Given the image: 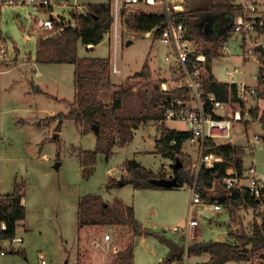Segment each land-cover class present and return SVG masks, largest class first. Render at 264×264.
I'll return each instance as SVG.
<instances>
[{"label":"rangeland","instance_id":"1","mask_svg":"<svg viewBox=\"0 0 264 264\" xmlns=\"http://www.w3.org/2000/svg\"><path fill=\"white\" fill-rule=\"evenodd\" d=\"M59 1L65 4L64 9L57 8L55 11L70 23L71 15L78 14L82 7L108 3V0ZM166 1L172 4L179 2ZM203 1L192 0L189 5ZM234 2L237 4L240 1ZM183 3L179 4L185 10ZM253 3H257L264 12V0H244L245 6ZM73 6H78L79 9H71ZM27 11L34 17L40 16L31 9H5L0 15L1 37L10 50L16 51L15 54L10 51V60L0 65V194L11 193L15 181L23 184L26 212L15 233V237L22 238V243L15 246L16 253L8 252L5 256H0V264H42L39 255H43L45 264H112L116 254L131 240L132 235L126 229L111 226L83 228L79 231L78 200L86 195L100 196L105 202L116 198L132 205L138 222L143 228L151 230L153 234L137 240L133 264H201L206 259L205 255H190L180 260L169 259L168 248L159 240V237H164L181 244L179 234L171 230L173 227L183 229L185 226L191 198L188 186L174 191L134 190L129 184L106 189L109 177L119 176L117 172L110 176V170L119 171V166L124 161L133 158L152 171L167 174L173 172V162L155 154V149L153 152V144L160 133V129L155 128L156 123L138 128L132 141L122 148L114 147L110 156L98 154L92 175L88 179L82 176L77 153L95 148V134H81L78 125L69 119L63 121L58 132L57 122L51 120L59 113H67L61 100L74 99L73 66L35 63L36 35L33 34L30 41L25 38L31 26ZM124 11V22L118 28L120 43L116 53L120 73L110 72L111 84L117 85V89L121 86L129 88L146 100L150 99L156 86L161 92V83H166L169 91L175 90L180 85L179 82H174L176 76L172 72L175 67L169 68L170 61L165 60L170 49L166 45H158L159 42L153 35L136 36L129 32L125 23L127 16L132 14L163 13L162 4H140L127 7ZM241 45L240 38L233 36L225 45L229 49V55L211 63V74L218 82H227L224 75L226 69H241ZM204 46L205 44L193 41L196 51L202 50ZM77 55L106 58L112 62L114 45L111 31L94 48L78 44ZM254 59L258 64L253 58H249L244 67L246 81L256 87V96L242 103V106L232 98L227 102L229 107L226 113L229 117L233 111L243 113L251 109L257 110V117L245 125L243 122L232 124L234 127L230 130L229 138L218 141L243 147L244 172L253 168L258 175L264 176V81L253 79L254 76L259 77L261 65L258 57ZM146 63L150 70L149 80H132V76ZM110 87L114 89L112 85ZM102 90L101 99L109 104L113 91L104 87ZM134 101L136 103V98ZM130 106L126 107L127 110L131 109ZM152 110L159 112L158 107ZM164 126L171 130L188 131L186 124L180 121H167ZM257 140L260 142L257 143ZM197 144L196 141H187L182 145L183 159L187 166L199 154ZM56 165L58 168H55ZM123 177L124 173L120 180ZM114 181L118 183V180ZM227 193L228 189L223 182L216 184L209 195L225 197ZM207 203L205 201L196 214L200 221L196 228L199 241H223L227 230L233 226L230 216L225 210L220 214L212 213ZM237 213L242 221L246 216H257L259 211L240 207L235 214L238 215ZM243 228L239 227L236 231L240 232ZM107 234L110 236L108 241L104 239ZM114 247H117V253L113 251Z\"/></svg>","mask_w":264,"mask_h":264},{"label":"trees","instance_id":"2","mask_svg":"<svg viewBox=\"0 0 264 264\" xmlns=\"http://www.w3.org/2000/svg\"><path fill=\"white\" fill-rule=\"evenodd\" d=\"M185 0L186 8L182 12L173 14L176 23L186 28V37L196 43L205 44L200 50L206 57L202 89L204 93H213L221 102L235 101L234 90L226 83L218 82L210 71L213 59L219 55V46L228 38L232 31L233 18L241 12V6L234 4L233 0H204L201 3H189ZM86 15L73 13L70 22L55 24V35L42 36L36 41L35 63L37 64H69L73 66V101L61 100L67 108V113H59L51 120L57 122V131L60 132L64 120H72L78 125L81 134L94 133L93 126L97 127L96 144L92 151H79L78 159L82 167V176L89 178L93 173L98 154L109 156L114 147H124L129 144L134 131L140 126L150 123H159L160 133L155 139V153L173 162V176L178 187L194 184V175L189 171V166L184 162L182 145L193 139L188 131H176L164 126V107L170 105L175 99L189 100L191 89L181 88L169 92H160L156 86L146 100L141 94L133 93L129 88L119 87L111 94V102L106 104L101 99L102 88H109L110 62L106 58L79 57L77 46L95 47L99 45L104 35L109 33L113 21L109 3L88 4L84 6ZM125 8H122L124 14ZM224 16L229 25L216 28V23L209 26L208 20ZM163 13L132 14L125 19L128 31L133 34H145L154 31L156 39L159 27L164 23ZM264 32V30L262 31ZM195 53H198L197 51ZM260 59L259 79L264 81V53H259ZM150 78L148 64L132 76V80L147 81ZM137 96V97H136ZM136 98V103L134 101ZM205 112L212 113L211 104L207 98ZM132 105V106H130ZM242 106V104H240ZM130 106V110H127ZM158 107L159 112L152 109ZM251 118L257 117V110L248 111ZM213 114V113H212ZM217 117L216 115H213ZM163 122V123H161ZM204 153L213 154L221 158L220 162L211 167L202 166L195 179V190L205 201L219 203L232 215L240 207L257 209L264 206V190L260 198H255L247 189L232 188L229 195L215 199L209 192L216 184H222L227 178L226 170L232 168L237 176L244 173L242 157L244 149L232 143H223L213 139L204 140ZM177 162L180 164L176 166ZM124 177L123 185H131L134 190L162 189L151 183L153 179L164 178L165 173H154L144 168L135 160H126L122 164ZM117 182L110 179L106 189L117 186ZM24 196L23 184L14 182L13 191L0 195V221L6 225L2 238H13L19 222L25 218V206L22 204ZM119 227L126 229L132 238L113 259L114 263L133 264V254L136 242L142 237L153 234L151 230L143 228L135 218L131 206L124 205L120 200L107 203L100 196L86 195L78 200L77 228ZM232 242H194L187 248V255L200 256L208 254L209 260L201 264H226L228 262H243L244 264H264V217L261 223L253 221L250 233L230 231ZM183 240V238H181ZM9 252V253H13ZM16 253V252H14Z\"/></svg>","mask_w":264,"mask_h":264},{"label":"built area","instance_id":"3","mask_svg":"<svg viewBox=\"0 0 264 264\" xmlns=\"http://www.w3.org/2000/svg\"><path fill=\"white\" fill-rule=\"evenodd\" d=\"M184 0H179L178 3H167L166 0H108L110 5L111 14L113 17L110 31L112 33V41L114 45V57L110 62V72L112 74H119L116 53L120 37L118 28L122 25V8L134 7L140 4L144 6H155L162 4L163 14L165 16L164 23L159 27L156 40L158 45H166L170 51L168 52L165 60L170 61L169 68L175 67L172 74L175 77V83L179 82L180 85L175 89L189 88L191 89V96L189 100L175 99L170 105L164 107V122L167 121H180L186 124L188 132L192 134L194 140L198 142L199 154L189 167V171L194 175V184L190 187L191 198L188 206V217L184 228L173 227L172 232L177 233L184 238L183 249L187 252L189 246L188 242L192 237V230L198 225L196 219L197 211L200 206L205 203L199 193L195 190V179L202 166L211 167L214 163L220 162L221 158L213 154L204 153V140L213 139L226 140L229 138L230 130L233 123L249 122L252 118L248 111L241 112L239 110L233 111L228 117H220L219 111H226L229 105L227 102H221L216 99L213 93H204L202 89V80L206 69V57L202 52L195 53L193 48V41L186 37V28L176 23L173 19V14L182 11ZM242 10L233 18L232 32L237 34L241 40V56L243 60L249 58H257L261 51L264 53V13L257 3L244 5V0L238 4ZM65 4L59 0H0V15L5 9H31L40 16L34 17L27 11V16L31 19V26L26 34V40L30 41L33 34L36 38L42 36L55 35L57 30L55 24L67 23L63 16L56 13L55 9H64ZM78 6H73V10ZM79 9V8H78ZM72 10V11H73ZM81 15H86L84 7L79 9ZM77 14V13H76ZM66 21V22H65ZM126 23V21H125ZM74 25V21L70 23ZM155 30L145 33L146 36H152ZM36 39V41H37ZM10 51L15 54V50H10L7 43L1 37L0 31V65L7 60H10ZM223 53L226 51L223 50ZM13 61V60H12ZM224 75L227 78L226 84L233 88L235 94V101L242 104L247 100L256 96V88L249 85L240 76H245L244 68L226 69ZM257 77H255L256 79ZM177 80V81H176ZM169 88L166 83H161V92H168ZM207 98L211 104L212 113L205 112V101L202 96ZM216 115L217 117H214ZM260 140H257L259 143ZM227 178L223 180L225 186L229 190L247 189L255 198H260L264 190V176L258 175L253 168L243 173L242 176H237L232 168L226 170ZM209 209L214 212L221 213L224 208L217 202H208ZM6 231V225L0 221V256L12 252L15 246L22 243V238H2L1 235ZM104 239L108 241L110 236L107 234ZM117 253V247L113 248ZM42 264H45L43 255H39Z\"/></svg>","mask_w":264,"mask_h":264},{"label":"crops","instance_id":"4","mask_svg":"<svg viewBox=\"0 0 264 264\" xmlns=\"http://www.w3.org/2000/svg\"><path fill=\"white\" fill-rule=\"evenodd\" d=\"M236 1H241V0H236ZM107 3V2H106ZM233 3L235 4V2H234V0H233ZM240 2H237V5L239 4ZM185 5V7H186V3H185V0H184V3H183V6ZM260 9H261V7H260ZM184 9L182 8V11H183ZM182 11H180V12H182ZM261 12H262V9H261ZM262 13H264V12H262ZM122 22H124V18L122 19ZM214 23H216V28H223V27H225V25H228L227 23H229V21H228V19L227 18H224V16H222V17H219L218 19H215V18H211L210 20H208V24H209V26H212ZM233 36H237V34H235V33H233L232 31L231 32H229V35H228V38L219 46V48H218V56H217V58H215V59H213V60H217V59H219V58H222V56H228L229 55V49H227L226 48V44L230 41V40H232V37ZM131 43V42H130ZM89 47V46H88ZM91 47V46H90ZM205 47V46H204ZM204 47L202 48V49H204ZM94 48V47H93ZM223 50L224 51H226V53H223ZM197 52H200V50H198ZM241 60H242V67H241V69L242 68H244V70H245V67H244V64H245V62H247V60H249V59H246V60H243V58H242V56H241ZM253 61L255 62V63H257L258 64V62H257V60L256 59H254L253 58ZM213 62V61H212ZM211 66V65H210ZM238 68V67H237ZM214 77V76H213ZM242 79H244L245 81H246V76H240ZM255 77H257V76H254L253 77V79L254 80H257L258 79V77L255 79ZM247 82V81H246ZM112 86L114 87V89L112 90V88L111 87H109L112 91H114V90H116L117 88H116V86L117 85H114V84H112ZM253 87V86H252ZM116 88V89H115ZM256 88V87H255ZM105 89H108V88H105ZM103 91V90H102ZM220 117H226L227 116V113H226V111H223V112H220L219 111V114H218ZM233 124H235V123H233ZM155 125V128L157 129V130H159V123H156V124H154ZM245 125V124H244ZM147 126V125H146ZM141 127V126H140ZM139 127V128H140ZM144 127V126H143ZM233 127H234V125H232V129H233ZM137 130V129H136ZM135 130V131H136ZM135 131H134V133H135ZM188 141H191V142H194V141H196V140H194V139H191V140H188ZM187 142V141H186ZM197 142V141H196ZM185 144V143H184ZM183 144V145H184ZM128 145V144H127ZM126 146V145H125ZM122 148V147H121ZM94 150V149H93ZM183 150V149H182ZM85 151H92V150H85ZM184 151V150H183ZM153 152H154V144H153ZM155 153V152H154ZM112 154H113V150H112ZM155 154H158V153H155ZM103 155V154H102ZM160 155V154H159ZM110 156V155H109ZM108 157V156H107ZM96 160H97V157H96ZM130 160H135L137 163H139L136 159H130ZM169 160V159H168ZM170 161V160H169ZM80 162V161H79ZM171 162V161H170ZM140 164V163H139ZM141 165V164H140ZM80 167H81V164H80ZM144 167V166H143ZM94 168H95V165L93 166V170H94ZM144 168H146V167H144ZM146 169H148V170H151V169H149V168H146ZM81 170H82V167H81ZM122 165L121 166H119V171L118 170H116V169H111L110 170V176L113 174V173H115V172H117L118 174H119V176L117 177V178H113V177H109L110 179H113V180H118V187H122V186H124L123 185V183L122 184H119V182H122L120 179V176L122 177V175H123V173L124 172H122ZM152 171V170H151ZM152 172H154V173H159V172H155V171H152ZM170 176H173V172H169V174H167V172H165V177H170ZM183 187L184 186H182V187H177V188H172V189H163V190H181V189H183ZM13 191V190H12ZM1 195V194H0ZM2 195H4V194H2ZM229 194L227 193V195H225V196H228ZM217 197H215V196H213V198H215V199H219V198H222V197H224V196H218V195H216ZM81 198V197H80ZM113 200H116V198L115 199H113ZM117 200H120V199H117ZM124 205H126V206H131L132 207V205H127V204H125L122 200H120ZM107 203H112V201L111 202H107ZM22 204L25 206V204H24V196H23V198H22ZM133 208V207H132ZM246 208H244V210H245ZM248 209H251V210H253V208H249L248 207ZM133 210H134V208H133ZM226 212H228V214H229V216H230V220H231V222H232V224H233V226L232 227H229V229L227 230V232H226V234L224 235L225 237H224V240L223 241H219V240H215V241H217V242H232V240L230 239V237H229V232L230 231H235V230H237L239 227L240 228H242V227H244L243 228V230L245 231V232H247V230H248V232H250L251 231V228H252V224L250 225V223H253V221H256L257 223H261V220H262V218L264 217V206H259L258 208H257V210L259 211V213H257V216H252V217H249V216H246V218H243L242 219V221H241V217L239 216V214L238 215H236L235 213H236V211L238 210H236L234 213H233V215L229 212V211H227L226 209H224ZM255 210V209H254ZM210 211L212 212V213H215V214H220V213H218V212H214L213 210H211L210 209ZM197 219V218H196ZM199 224H200V221H198V225L192 230V237L190 238V240H189V242H188V244L190 245V244H192V243H194V242H201V241H199V235L197 234V232H196V228H198V226H199ZM119 228V227H118ZM246 228H248L247 230H246ZM171 232H172V230H171ZM247 232V233H248ZM174 233V232H173ZM179 237L180 238H183V236H181V235H179ZM142 238H144V237H142ZM141 239V238H140ZM140 239H138V240H140ZM182 240V239H181ZM203 242V241H202ZM175 243V242H174ZM175 244H177L178 246H180V247H182L183 248V244H184V238H183V240H182V242H181V244H178V243H175ZM135 249V248H134ZM169 250V249H168ZM202 255H205L206 256V259H205V261H203V262H201V263H204V262H206L207 260H209V258H210V256L208 255V254H202ZM5 256V255H4ZM186 256H188L187 255V252L185 253L184 252V249H183V253H182V256L181 257H179V258H170L169 256H168V258L169 259H171V260H180V259H183V257L185 258ZM201 256V255H200ZM133 258H134V254H133ZM112 264H120V263H112ZM200 264V263H199ZM226 264H244L243 262H228V263H226Z\"/></svg>","mask_w":264,"mask_h":264},{"label":"water","instance_id":"5","mask_svg":"<svg viewBox=\"0 0 264 264\" xmlns=\"http://www.w3.org/2000/svg\"><path fill=\"white\" fill-rule=\"evenodd\" d=\"M227 24L229 25V23H227ZM138 35L139 34H136V36H138ZM258 49L261 51V53H263V51L260 47H258ZM206 69H208V66H206ZM34 91H36V88H34ZM93 130H94V133H97V127L93 126ZM176 166L179 167L180 164L177 162ZM55 168H58V165H56ZM151 183L154 184L155 186L159 187V188H162V189H172V188L178 187L177 180L174 176L153 179L151 181ZM119 184H122V182H119ZM159 240L169 249L168 256L170 258H179L182 256V253H183L182 247L178 246L174 242H172V241H170L164 237H159Z\"/></svg>","mask_w":264,"mask_h":264}]
</instances>
